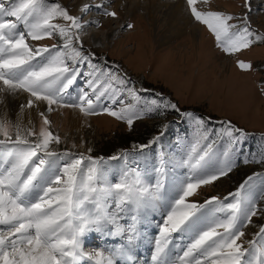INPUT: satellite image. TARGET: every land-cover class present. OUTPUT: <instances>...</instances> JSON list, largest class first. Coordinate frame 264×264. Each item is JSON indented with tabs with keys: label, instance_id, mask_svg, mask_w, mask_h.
Wrapping results in <instances>:
<instances>
[{
	"label": "snow or ice",
	"instance_id": "1",
	"mask_svg": "<svg viewBox=\"0 0 264 264\" xmlns=\"http://www.w3.org/2000/svg\"><path fill=\"white\" fill-rule=\"evenodd\" d=\"M186 4L194 19L208 27L217 47L227 54L264 42V32L252 26V0H243L241 15L201 10L198 0H186ZM92 9L112 18L119 15L109 10L105 0L84 3L79 16L50 0H0V93H27L21 112L38 109L44 103L48 113L55 110L54 105L78 109L85 116L103 112L126 121L129 127L158 109L160 114L167 109L180 111L162 94L143 108L136 104L118 110L104 106L105 100L123 103L125 92L137 104L141 97L126 74L102 69L92 62L95 53L85 54L81 33L91 23L99 24L83 19ZM57 18L65 23H54ZM125 26L134 27L130 23ZM54 34L63 41L61 45H29V38L41 41ZM237 63L241 69L252 68L250 62ZM83 66L91 69L87 72L88 90L82 89L78 97L68 100V90L82 75ZM38 115L42 121L38 132L34 127L13 125L0 118V264H82L85 260L93 264H136L134 248L141 238L136 225L142 213L159 207L166 211L155 240L153 264H264V226L247 247L242 240L243 229L262 211L257 202L264 199V176H249L223 199L213 196L203 204L188 199L201 185L211 184L232 170L234 162L229 152L247 133L231 121L223 122L222 134L229 140L223 162H214L215 142H209V133H203L178 162L188 174L166 193L163 160L156 169L160 178L155 183L145 180L138 167L127 164L118 177L110 180L103 157L49 151L50 144L59 143L60 137L49 130L48 115L43 111ZM182 115L198 126L205 124L192 112ZM159 139L154 137L148 145L138 147L143 150ZM128 156L125 151L110 159L127 161ZM259 160L264 162V155ZM126 218L131 223L121 224ZM89 232L123 240L107 252L86 251L83 238ZM173 233H182L189 241L182 254L175 257L169 248Z\"/></svg>",
	"mask_w": 264,
	"mask_h": 264
},
{
	"label": "rangeland",
	"instance_id": "2",
	"mask_svg": "<svg viewBox=\"0 0 264 264\" xmlns=\"http://www.w3.org/2000/svg\"><path fill=\"white\" fill-rule=\"evenodd\" d=\"M77 1L68 0V3H65V0H50L62 4L70 14L79 16L81 7L78 6ZM85 1L89 4H99V0ZM130 1L135 0L122 1L119 5L114 0L105 1L109 10L118 12L117 18L104 16L96 9L83 16V19L88 18L89 21H93L90 17L99 16L96 17L99 24L91 23L81 33L85 54L95 53L92 62L102 69L111 68L121 76L126 74L141 97L137 104L125 92L121 96L123 103L118 100L116 104H111L109 100H105L104 106L118 110L127 104H136L138 108H143L152 99H160L162 94L164 98L175 103L180 111L167 109L160 114L161 110L158 109L135 120L129 127L126 121L103 112L85 116L78 109L54 105L55 110L48 113L46 104L41 103L38 109H25L35 114L31 117L30 124L23 119L16 120L9 107L2 110L1 107L10 102L1 98L3 95H10L3 92L0 93L2 99L0 113L4 117L0 114V118L11 121L13 125L19 123L21 127H34L38 132L42 123L38 112H45L51 121L49 130L60 137V142H52L49 149L58 154L68 151L74 154L83 153L93 158L103 157L106 162L104 165L106 174L110 180L118 177L127 164L129 167H138L144 174L145 180L155 183L160 178L156 169L163 160L166 165L163 176L166 193L171 190L175 181L188 174V170L178 162L203 133H209V142H215L214 162L217 165L223 162V152L229 144L228 138L222 134L223 122L231 121L233 125L247 133L229 152V159L234 162L232 170L211 184L201 185L188 199L198 204H203L213 196L223 199L234 192L249 176L254 174L264 176V162L259 160V157L264 155V42H257L250 48L231 55L223 52L217 47L214 34L206 25L194 19L186 0H183L193 23H197L203 33L200 29L195 39L192 38L195 45L187 47L186 50L184 47L189 44L183 42H187L186 37L174 45H158L156 35L162 28L159 27L160 22L152 24L147 16H144L145 18L142 16V9L138 10L136 15H128L124 6ZM263 1L252 0V4L256 7L251 14L253 28L261 32H264V11H261L264 7ZM242 4L243 0H207L206 3L204 0H198L197 7L201 10L212 9L241 15L244 11ZM73 8H77V11H73ZM54 23L65 22L57 18ZM128 23L134 27L127 28L125 25ZM92 32L97 35L93 36ZM28 42L33 48L59 46L63 43L58 34L41 41H33L29 38ZM238 60L250 62L252 68L241 69ZM219 63L232 66L231 71L223 72L222 67L218 66ZM90 70L87 66L81 68L82 75L68 90V100L78 97L82 89L88 90L86 80L87 72ZM142 89L147 91H141ZM23 104L26 102H19L17 111L21 112ZM65 110L76 111L80 117L77 119L78 122L76 120V123H73L64 117ZM183 112L194 113L203 118L205 124L198 126L194 120L185 118ZM157 136L160 137L157 143L143 150L139 149V145H148L149 141ZM125 151L129 153L127 161L110 159ZM253 156L256 159H253ZM245 158L248 160L247 163L244 162ZM257 206L262 211H259L253 217L252 223L243 229L245 236L242 240L245 247L259 228L264 226V199H259ZM158 210L142 213L136 225L140 237L148 238L147 242L139 240L138 246H135V248L145 246L148 250L146 255L141 256L138 253L135 255L136 264H153L151 258L155 240L159 237V229L166 211ZM120 223L130 224L131 220L126 218ZM122 240L123 238L119 236L89 232L83 238V245L86 251L103 249L107 252ZM170 240L169 248L173 257L181 255L182 249L189 242L188 237L182 233H173ZM177 245L179 247H176ZM135 248L134 251H137ZM174 248L177 250L175 251ZM82 264H93V262L85 260Z\"/></svg>",
	"mask_w": 264,
	"mask_h": 264
},
{
	"label": "bare ground",
	"instance_id": "3",
	"mask_svg": "<svg viewBox=\"0 0 264 264\" xmlns=\"http://www.w3.org/2000/svg\"><path fill=\"white\" fill-rule=\"evenodd\" d=\"M114 1H116V4L119 5L120 3H122V1H128V0H114ZM101 2L102 0L98 1V3H101ZM65 3H68V0H65ZM77 3H78V6L82 7L84 3H89V2H86L85 0H78ZM255 7L256 6L253 4V8ZM124 8H125L126 13L130 16L136 15L137 11L142 9L143 10L142 16L143 17L147 16L148 20L152 24L160 22L159 27H162L163 29L161 28L160 31L156 35V38H157L156 42L158 45H162V44L174 45L175 43L182 41L185 37H186L187 42L185 41L183 42L186 44L189 42V44L186 45V47H184L185 50L187 47L195 45L192 42V38L195 39V36L198 35V34L196 35V33L201 29V27L199 28V25L197 23H193V20L190 17V13H188L185 8V4L183 0H171V1L135 0L134 2H131V1L127 2ZM73 11H77V8H73ZM96 17H99V16L96 15L95 18L94 17H90V18L93 21H98V18ZM84 20H88V18H85ZM202 33H203V30H202ZM92 35L96 36L97 34L92 32ZM182 46H184V44ZM222 63H219L218 66L222 67L223 72L231 71L232 66L226 63H224L223 65H220ZM1 98L7 99L10 101L4 104L3 106L1 105L2 110H4L5 107H9L12 110L13 112L12 114L16 120L23 119V121L26 123L30 121L32 122L31 117L35 116L34 112L26 111V110L23 112L17 111V106L19 105V102L27 103L28 95L26 93L3 95ZM64 114H65L64 117H67L73 123H76V120L80 118L78 117L77 115L78 113L76 111L65 110ZM158 209L161 211L165 210L163 207H159ZM147 239L148 238H145V239L140 238V240H145V242H147ZM142 245H145V243H142ZM136 246H138V244H136ZM145 248H146L145 246H143L142 248L140 247L135 248L137 249V251H134V255H136L137 253L140 254L141 256L146 255L148 250H146ZM174 250L176 251L177 249L174 248Z\"/></svg>",
	"mask_w": 264,
	"mask_h": 264
},
{
	"label": "built area",
	"instance_id": "4",
	"mask_svg": "<svg viewBox=\"0 0 264 264\" xmlns=\"http://www.w3.org/2000/svg\"><path fill=\"white\" fill-rule=\"evenodd\" d=\"M49 150H51V149H49Z\"/></svg>",
	"mask_w": 264,
	"mask_h": 264
}]
</instances>
